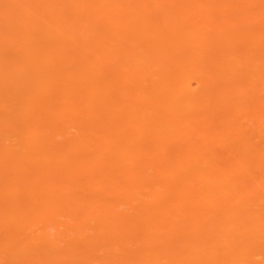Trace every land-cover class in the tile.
<instances>
[{
	"label": "bare ground",
	"instance_id": "6f19581e",
	"mask_svg": "<svg viewBox=\"0 0 264 264\" xmlns=\"http://www.w3.org/2000/svg\"><path fill=\"white\" fill-rule=\"evenodd\" d=\"M0 264H264V0H0Z\"/></svg>",
	"mask_w": 264,
	"mask_h": 264
}]
</instances>
